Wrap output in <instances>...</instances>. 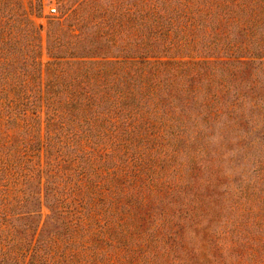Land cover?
I'll return each instance as SVG.
<instances>
[{
	"label": "rangeland",
	"instance_id": "rangeland-1",
	"mask_svg": "<svg viewBox=\"0 0 264 264\" xmlns=\"http://www.w3.org/2000/svg\"><path fill=\"white\" fill-rule=\"evenodd\" d=\"M130 2L0 0L1 71L15 70L16 80L24 83V71H50L46 63L59 53H78L67 58L72 61L116 59L110 54L126 52L118 46L121 35L143 43L148 33L147 25L138 28L131 18L121 19L119 12ZM251 3L253 11L240 13L245 30L232 22L206 24L223 33L205 35L203 42L222 47L204 59L224 64L203 70L192 83L187 79L185 92L174 89L157 113H145L153 107L151 100L138 107L152 127L142 145L128 136L132 149L111 151L106 164L129 196L118 209H103L100 203L95 209L97 219L103 215L101 223L111 226L108 213L113 214L117 228L96 243L99 257L87 255L89 264H264V0ZM57 21L63 26L54 27ZM231 43L242 50H229ZM90 49L93 53L86 55ZM37 58L42 65L33 71L30 64ZM46 79L52 82V74L43 72V83ZM39 93L29 96L37 99ZM143 126L136 132L142 133ZM158 129L154 139L149 132ZM140 163L143 172L135 176Z\"/></svg>",
	"mask_w": 264,
	"mask_h": 264
},
{
	"label": "trees",
	"instance_id": "trees-1",
	"mask_svg": "<svg viewBox=\"0 0 264 264\" xmlns=\"http://www.w3.org/2000/svg\"><path fill=\"white\" fill-rule=\"evenodd\" d=\"M127 5L119 12L121 19L131 18L138 28L147 25L148 33L143 43L131 34L121 35L118 46L126 52L116 57L111 53L116 59L72 61L67 58L78 53H59L46 63L50 71H24V83L16 80L15 70L0 69V264H89L87 255L99 257L96 243L117 226L111 213L112 226L101 223L103 215L97 219L95 209L99 203L103 209H118L129 196L120 191V178L107 165L111 151L132 149L128 136L142 145L152 127L138 107L151 100L153 107L145 113H157L174 89L185 92L187 79L192 83L203 70L224 64L204 59L222 47L203 42L205 35L223 33L219 27L208 30L206 24L232 22L245 30L247 21L240 13L247 15L254 6L251 0H131ZM197 30L202 35L194 38ZM47 41L49 49L50 37ZM231 46L229 50H242L241 45ZM40 62L37 58L30 64L33 71ZM43 72L52 74V82L43 83ZM32 80L39 83L30 86ZM38 90L39 98L29 96ZM142 126V133L136 132ZM149 133L156 139L160 130ZM136 167L134 175L140 176L143 164Z\"/></svg>",
	"mask_w": 264,
	"mask_h": 264
}]
</instances>
